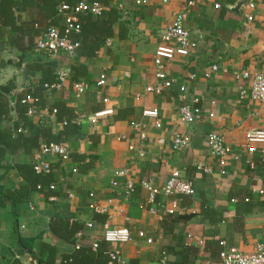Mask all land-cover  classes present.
I'll return each mask as SVG.
<instances>
[{"label": "crops", "instance_id": "obj_1", "mask_svg": "<svg viewBox=\"0 0 264 264\" xmlns=\"http://www.w3.org/2000/svg\"><path fill=\"white\" fill-rule=\"evenodd\" d=\"M42 1L13 10L22 34L3 26L0 18V42L13 51L11 57L21 76L17 100L29 91L33 96H42V103L34 105V113L28 114L27 120L50 128L54 137L64 131L63 122L70 116L71 125H76L78 116L88 118L76 125L79 134L64 138L71 149L68 161L46 157L52 163L55 201H50L46 193L32 192L29 202L20 206L18 220L11 206L0 205V259L6 256L22 264H37L36 258L20 246L19 238L42 236L34 251L39 253L43 243L51 244L61 260L62 255L72 254L81 246L102 242L106 226L128 228L131 233V241L120 246L124 264L133 260L162 264L165 257L166 264H221L222 241L227 247L253 253L264 242V162L262 148L254 154L245 151V137L250 130H264V103L241 94L242 90L248 91L250 83L237 75L264 72V0H245L239 12L233 9L241 0H169L167 4L148 0L145 5H137L136 0H111L122 14L128 35L123 40H108L93 57L65 52L49 57L36 49L50 21L38 8ZM217 4L221 6L218 9ZM250 4L255 8L251 9ZM180 11L186 13L185 28L197 47L189 56H176L166 63L167 76L174 79L172 87L160 94L149 93L146 87L160 82L154 56L161 44V32ZM250 15L252 20H248ZM56 16L62 22L57 13ZM36 64H51L54 73L58 69L68 71L69 81L61 90H46L41 84L44 68L33 74L26 72L29 65ZM74 65L83 74L77 81L91 85L82 95L73 89L76 81L70 70ZM213 66L218 70L213 71ZM104 73L107 85L99 87L96 82ZM207 73L210 77L205 76ZM182 85L186 87L185 98L179 90ZM195 99L200 100V118L186 125L179 117V109L185 104L195 105ZM58 106L69 111L70 116L53 115L52 109ZM146 108L159 110L161 129L155 127L152 118L143 116ZM106 109H113L114 114L91 122V115ZM212 112L214 118L208 116ZM11 115L10 120H0V130L14 128L17 115ZM133 122L143 125L146 139H141ZM19 129L30 135L23 126ZM176 133L191 137L189 146L182 151L172 149ZM210 133L222 135L232 150L225 169L209 155ZM38 154L37 149H7L0 167L1 185L7 190L24 185L15 167L33 165ZM235 155L239 158L235 159ZM198 164L212 172L198 170ZM123 170H128V175L116 178L114 173ZM175 170L193 182L195 195H158L156 207L163 204L167 208L176 199L180 210L175 215L167 214L165 208L152 213L153 205L148 203L149 193L142 182L151 181L161 187ZM128 179L134 183L130 194L125 189ZM114 180L119 183L116 187L112 186ZM93 206L102 212H96ZM57 216L83 226L75 243L65 242L49 231ZM89 224L93 227L89 228ZM189 235L201 238L203 244Z\"/></svg>", "mask_w": 264, "mask_h": 264}, {"label": "built area", "instance_id": "obj_2", "mask_svg": "<svg viewBox=\"0 0 264 264\" xmlns=\"http://www.w3.org/2000/svg\"><path fill=\"white\" fill-rule=\"evenodd\" d=\"M148 0H136L137 5H145ZM164 4L169 3V0H162ZM218 9L221 6L219 4L215 5ZM250 8L254 9L255 5L250 4ZM104 6L99 2V0H81L74 5H70L65 2H61L57 7V14L61 17L62 22L59 26H50L46 31L43 39L39 40L36 45V49L49 57H55L59 52H65L70 55L76 54L80 47L79 42H75L72 39L74 33L80 32V16L81 15H92L99 16L102 14ZM253 17L250 15L248 20H252ZM186 13L183 11L177 12L172 20V23L161 32L160 40L161 44L157 48L154 56L155 65L157 69L156 77L159 79V84L157 86L146 87V91L149 93L160 94L164 89H168L173 86L174 79H169L165 71L166 63L172 61L176 56L187 57L194 49L197 47V43L190 37L189 31L185 28ZM213 71H217L218 67L213 66ZM56 81L52 84H44L43 87L48 91L61 90L69 81L70 73L64 71L63 69L55 70ZM206 77H210L207 73ZM238 79H244L249 81L250 86L248 91L242 90L241 94L244 96L248 94L252 100L258 103H264V72H243L237 75ZM97 86L105 87L107 85V75L101 74ZM73 89L77 95H82L87 93L91 89L90 83L86 81H76L73 84ZM179 90L183 94L186 91L184 85L180 86ZM39 99L33 97L32 95H27L22 103L30 105L28 114L34 113V105L38 103ZM104 102H108L105 99ZM195 105L185 104L179 109L181 121L186 125L194 124L201 115V108L199 106L200 100H194ZM214 104V102H213ZM52 114H56V110H52ZM114 114L113 109H106L94 113L89 117L92 123H97L101 117ZM215 114L212 112L208 116L214 118ZM144 117L152 118L155 121V127L157 129L162 128V123L159 120L160 114L157 108H146L143 111ZM84 115L75 118V124L80 126L82 122L87 119ZM63 125H67V121L63 122ZM137 131H139L141 139H146L147 134L143 125L133 122L131 123ZM19 129L18 132H22ZM246 145L245 151L249 154H254L258 151L259 147L262 148L263 162H264V130L263 129H253L246 133ZM191 142V137L188 135H182L179 133L174 134L172 139V149L174 151H182L189 146ZM208 150L210 157L217 159L218 164L221 169H225L226 163L232 156V150L230 146L227 145L225 138L217 133H210L207 136ZM47 156L57 157L60 161H68L71 158V149L68 142L63 141L60 143H44L39 149L38 157L36 158L32 167L37 174H49L52 170V163L46 159ZM235 159L239 158V155L234 156ZM198 170H203L205 173L210 174L212 172L211 168L204 165H196ZM77 169L73 172L77 173ZM128 170L116 171L115 177H122L128 175ZM119 183L117 180L112 182V186L116 187ZM142 187L149 193L148 203L153 205L151 211L152 213H157L159 208H165L167 214L175 215L176 212L180 210L179 200H172L167 208L163 204H159L156 207V198L158 195H164L167 197L172 196H193L195 195V187L193 182L185 180L182 178L179 171H173L167 180V182L161 186L157 187L153 185L151 181H143ZM50 189L55 190L56 185H51ZM125 189L127 193L130 194L134 191V183L132 180L128 179L125 184ZM260 193H263L261 191ZM72 197L73 195L70 194ZM93 196V194H91ZM50 201H55L56 197H50ZM96 212H102L98 206H93ZM89 228L93 227V224L88 225ZM141 237H144V233H140ZM190 239H195L198 244H203V240L193 235H189ZM102 240L109 245L111 249L108 251L110 257V262H115L117 264H124L125 260L123 257L121 245L127 244L131 241V233L128 228H110L105 227ZM148 243H152V239H148ZM222 250L220 252L221 264H264V242L256 246L253 253H243L236 247H227L226 243L222 241L220 243ZM92 247L97 250L99 247V242H93ZM166 257L163 258L162 264H166Z\"/></svg>", "mask_w": 264, "mask_h": 264}, {"label": "trees", "instance_id": "obj_3", "mask_svg": "<svg viewBox=\"0 0 264 264\" xmlns=\"http://www.w3.org/2000/svg\"><path fill=\"white\" fill-rule=\"evenodd\" d=\"M79 1L81 0H60V2L58 0H43L41 4L38 5V8L45 13V19L50 20L45 30L47 31L50 26H59L60 21L58 22L56 13L57 6L61 2L74 5ZM99 2L104 6L102 14L99 16L81 15L79 22L80 32L72 35V39L80 43V47L76 52L78 56L93 57L106 45L108 40L115 37L123 40L128 35L126 23L121 21L122 14L120 10L111 3V0H99ZM20 5L23 7L35 6L36 3L35 0H1L0 18L3 26L10 27L22 34L20 28L15 24V22H17V17H15L13 11L14 9H21ZM40 67L44 68V70H42L44 77L41 80V84L54 83V81H56V75L51 64L47 67L41 64L29 65L26 72L33 74ZM79 70L80 67L77 65H74L72 70H70L71 77L75 81L83 75ZM32 94L29 91L16 101L15 113L17 115V121L14 124V128L12 130H0V167H2L1 162L5 157L7 149L13 151L24 149L26 152H31L35 149L39 150L44 143H60L63 142L64 138L68 135L79 134L78 126L71 125V116L69 115V111H66L64 107L58 106L57 108H53L56 110V115L59 116V118L66 115L70 116V118L67 119V125L64 126V131L58 137L51 135L50 128L34 125L30 120H27L30 105L24 104L22 101L27 95ZM33 97L38 98L40 104L42 96L40 97L34 94ZM11 118V102L8 97L0 92V120H10ZM20 126L29 130L30 135L26 136L18 132ZM32 166L33 165H18L15 167L25 180V184L19 189L7 190L0 183V205L2 207L7 205L11 206L14 213L13 215L17 220L19 218L20 206L29 202L32 192L38 191L46 193L47 196H49L48 198H50V196L56 197L57 195L56 192L50 189V186L55 183L52 170L49 174H37ZM49 231L65 242L75 243L76 236L83 231V226L76 222L70 223L69 219L64 216H57L50 223ZM41 237L42 236L24 238L20 236L19 238L20 246L31 256L36 258L37 264H117L115 262H110L111 260L107 253L111 247L104 241L99 242L97 250H94L92 246H81L72 254L62 255L61 260H59V252L57 248L51 244L43 243L39 253L34 251L35 243ZM130 264H139V261L133 260Z\"/></svg>", "mask_w": 264, "mask_h": 264}, {"label": "water", "instance_id": "obj_4", "mask_svg": "<svg viewBox=\"0 0 264 264\" xmlns=\"http://www.w3.org/2000/svg\"><path fill=\"white\" fill-rule=\"evenodd\" d=\"M246 3L241 0L235 7L234 11L239 12L241 6ZM13 51L5 47V43L0 42V92L9 98L11 102V112L15 113L17 92L22 86L21 76L12 59ZM0 264H22L17 258H8L6 256L0 259Z\"/></svg>", "mask_w": 264, "mask_h": 264}]
</instances>
